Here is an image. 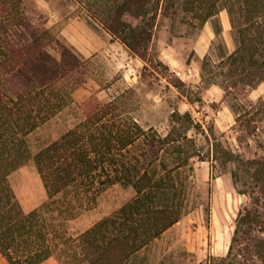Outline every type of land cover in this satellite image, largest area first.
Listing matches in <instances>:
<instances>
[{
  "label": "trees",
  "instance_id": "trees-1",
  "mask_svg": "<svg viewBox=\"0 0 264 264\" xmlns=\"http://www.w3.org/2000/svg\"><path fill=\"white\" fill-rule=\"evenodd\" d=\"M73 1L144 61L159 23L174 25L179 18L201 27L226 9L237 42L230 54L221 52V69L210 79L221 77L226 97L234 93L247 101L230 105L240 143L264 123V98H246L248 89L264 84V0ZM217 24L218 36L222 26ZM87 78V60L47 27L34 1L0 0V254L8 264H42L52 256L62 264H141L140 253L184 216L176 178L195 157L188 147L192 121L187 113L176 114L170 131L160 135L124 111L117 98L91 96L80 104L77 122L37 150L31 148L29 136L72 105L73 92ZM29 159L47 200L25 211L8 177ZM214 159L235 164L237 183L246 175L240 193L247 201L234 221L226 254L209 264H264V155L244 160L216 142ZM115 184L135 195L76 237H53L64 221L57 223L45 207L57 198L65 199L60 209L91 205Z\"/></svg>",
  "mask_w": 264,
  "mask_h": 264
},
{
  "label": "rangeland",
  "instance_id": "rangeland-1",
  "mask_svg": "<svg viewBox=\"0 0 264 264\" xmlns=\"http://www.w3.org/2000/svg\"><path fill=\"white\" fill-rule=\"evenodd\" d=\"M32 1L47 27L62 35L87 60L88 78L73 92L72 105L29 136L31 148L37 150L77 122L80 104L91 96L101 101L117 98L124 111L145 129L152 128L160 135L170 131L176 114H189L192 122L186 133L195 157L176 178L182 186L184 216L143 250L139 259L141 264H209L225 255L234 221L247 201L246 194L240 193L247 177L242 173L243 181L237 183L233 177L235 164L223 165L214 159V144L222 143L244 160L264 155V123H258L256 132L240 143L230 105L247 101L234 93L226 97L219 85L221 77L210 79L221 69V52L230 54L237 42L227 10H220L201 27L180 23L179 18L174 25L168 20L159 23L153 31L150 56L144 61L88 19L73 0ZM216 23L222 26L218 36ZM160 62L165 67L159 66ZM204 65L207 76L202 78ZM174 82L180 85L174 87ZM260 97L264 98V84L246 92L247 100L255 102ZM8 182L25 211L47 200L33 159L14 170ZM134 195L132 189L115 184L103 190L94 204L75 205L69 210L60 209L65 199L57 198L44 208L47 214L56 216L57 223L64 221V226L58 224L52 231L53 237L59 240L61 233L76 237ZM42 264L62 263L52 256Z\"/></svg>",
  "mask_w": 264,
  "mask_h": 264
},
{
  "label": "crops",
  "instance_id": "crops-1",
  "mask_svg": "<svg viewBox=\"0 0 264 264\" xmlns=\"http://www.w3.org/2000/svg\"><path fill=\"white\" fill-rule=\"evenodd\" d=\"M135 57H137V56H135ZM0 264H8L6 259L1 254H0Z\"/></svg>",
  "mask_w": 264,
  "mask_h": 264
}]
</instances>
